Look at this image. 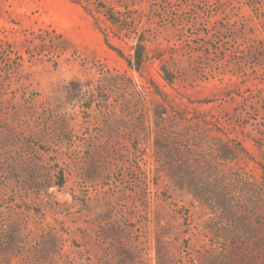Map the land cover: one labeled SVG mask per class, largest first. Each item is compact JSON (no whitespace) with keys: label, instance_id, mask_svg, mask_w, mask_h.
Here are the masks:
<instances>
[{"label":"rangeland","instance_id":"rangeland-1","mask_svg":"<svg viewBox=\"0 0 264 264\" xmlns=\"http://www.w3.org/2000/svg\"><path fill=\"white\" fill-rule=\"evenodd\" d=\"M0 264H264V0H0Z\"/></svg>","mask_w":264,"mask_h":264},{"label":"trees","instance_id":"trees-1","mask_svg":"<svg viewBox=\"0 0 264 264\" xmlns=\"http://www.w3.org/2000/svg\"><path fill=\"white\" fill-rule=\"evenodd\" d=\"M134 59H135V67L139 70V72L141 71L140 70V67L142 66V63H143V60L142 58L139 56V47H136L135 49V52H134ZM140 60V61H139ZM141 64H140V63Z\"/></svg>","mask_w":264,"mask_h":264}]
</instances>
